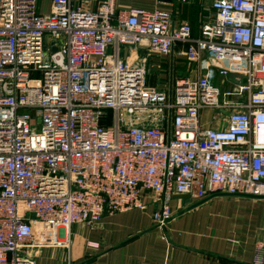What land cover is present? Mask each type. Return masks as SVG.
I'll return each mask as SVG.
<instances>
[{"label":"built area","instance_id":"built-area-1","mask_svg":"<svg viewBox=\"0 0 264 264\" xmlns=\"http://www.w3.org/2000/svg\"><path fill=\"white\" fill-rule=\"evenodd\" d=\"M39 1L0 0V264L146 200L163 228L173 196L264 197V0H211L198 37L161 9ZM176 43L195 76L149 85Z\"/></svg>","mask_w":264,"mask_h":264},{"label":"crops","instance_id":"crops-1","mask_svg":"<svg viewBox=\"0 0 264 264\" xmlns=\"http://www.w3.org/2000/svg\"><path fill=\"white\" fill-rule=\"evenodd\" d=\"M101 1L71 0V4L95 11ZM45 2L48 8L43 9ZM210 3L211 0H115V8L168 11L175 24L188 23L193 37H198L204 9ZM39 8L47 13L49 0H40ZM186 46L176 43L169 55L149 56V85L169 90L176 80L195 76L181 54ZM146 203L145 209L105 213L93 227L77 223L69 230L59 229L63 244L38 249L35 264H264V197L173 196V216L163 228L153 225V205L148 200Z\"/></svg>","mask_w":264,"mask_h":264},{"label":"rangeland","instance_id":"rangeland-1","mask_svg":"<svg viewBox=\"0 0 264 264\" xmlns=\"http://www.w3.org/2000/svg\"><path fill=\"white\" fill-rule=\"evenodd\" d=\"M47 4H48V3H46V2L43 4V9H44V8H48ZM49 4H50V1H49ZM21 112H22V111H21Z\"/></svg>","mask_w":264,"mask_h":264}]
</instances>
